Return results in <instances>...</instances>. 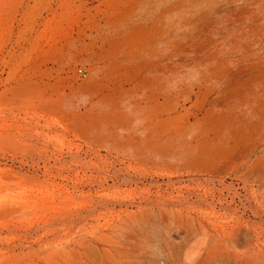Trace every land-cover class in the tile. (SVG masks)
Segmentation results:
<instances>
[{"label":"rangeland","instance_id":"374dc122","mask_svg":"<svg viewBox=\"0 0 264 264\" xmlns=\"http://www.w3.org/2000/svg\"><path fill=\"white\" fill-rule=\"evenodd\" d=\"M125 79L170 157L80 137ZM263 98L264 0H0V264H264Z\"/></svg>","mask_w":264,"mask_h":264},{"label":"crops","instance_id":"0c3cea01","mask_svg":"<svg viewBox=\"0 0 264 264\" xmlns=\"http://www.w3.org/2000/svg\"><path fill=\"white\" fill-rule=\"evenodd\" d=\"M122 82L125 83L121 84L122 87L111 90L107 95L112 103L121 100L115 106L105 103L106 95L97 100L103 90H92L89 99L92 105L101 101L111 110L104 111L101 116L92 115L97 122L93 129H89L88 122L87 140L107 142L114 148L130 150L132 157L138 160L170 157L172 150L166 145L165 138L173 126L166 128L164 122L172 123V109H163L162 106L163 95L167 92L160 89L161 85L146 84V80L125 79ZM98 121L101 127L97 125Z\"/></svg>","mask_w":264,"mask_h":264},{"label":"bare ground","instance_id":"6f19581e","mask_svg":"<svg viewBox=\"0 0 264 264\" xmlns=\"http://www.w3.org/2000/svg\"><path fill=\"white\" fill-rule=\"evenodd\" d=\"M116 1V0H115ZM189 6H191V5H189ZM210 8V7H209ZM206 14V13H205ZM195 18V17H194ZM202 20V19H201ZM120 21V20H119ZM92 22H94V21H92ZM91 22V23H92ZM122 22V21H121ZM117 27V26H116ZM118 29V28H117ZM199 29V28H198ZM181 30V29H180ZM134 33V32H133ZM149 33V32H148ZM96 34H98L97 32H96ZM118 34V33H117ZM146 35V34H145ZM90 36V35H89ZM91 39V38H90ZM112 39H115V38H112ZM152 39V38H151ZM106 42V41H105ZM235 44V43H234ZM233 44V45H234ZM240 45V44H239ZM180 46V45H179ZM238 47V46H237ZM178 49V48H177ZM244 49H246V48H244ZM235 50V49H234ZM247 51V50H246ZM245 52V51H244ZM232 53H233V51H232ZM248 53V52H247ZM249 54V53H248ZM222 56V55H221ZM229 56V55H228ZM242 56V55H241ZM249 56V55H248ZM227 58V57H226ZM263 58V57H262ZM162 59V58H161ZM247 59V58H246ZM260 60V59H259ZM260 61H262L263 62V60H260ZM235 62V61H234ZM248 61H246V63H247ZM254 62V61H253ZM261 62V63H262ZM229 63V62H228ZM227 64V63H226ZM215 65V64H214ZM219 66V65H218ZM221 66V65H220ZM227 66H228V64H227ZM262 66V65H261ZM209 67V66H208ZM207 67V69H209ZM165 69V68H164ZM211 71V70H210ZM203 73V72H202ZM260 74V73H259ZM257 75V74H256ZM223 76V75H222ZM221 79V78H220ZM218 82V81H217ZM245 82V81H244ZM252 83V82H251ZM190 84V83H189ZM247 84V83H246ZM249 84V83H248ZM187 85H188V83H187ZM193 85V84H192ZM240 85V84H239ZM217 89V88H216ZM235 91V90H234ZM241 91V90H240ZM249 92V91H248ZM204 93V92H203ZM207 93V92H206ZM211 93V92H210ZM158 94V93H157ZM176 94V93H175ZM35 95V94H34ZM202 95V94H201ZM249 95V94H248ZM99 96V95H98ZM250 96V95H249ZM260 96V95H259ZM258 96V97H259ZM194 97V96H193ZM193 97H192V99H193ZM24 98V97H23ZM202 98V97H201ZM242 98V97H241ZM262 98V97H261ZM31 99V98H30ZM34 99V98H33ZM32 99V100H33ZM42 99V98H41ZM264 99V98H263ZM25 100V99H24ZM190 100V99H189ZM188 100V101H189ZM255 100V99H254ZM37 101V100H36ZM248 101H249V99H248ZM242 102V101H241ZM264 102V101H263ZM259 103V102H258ZM257 103V104H258ZM34 104H36V107H38L39 109H45V110H47V111H49L50 113H54V114H57V115H59V117H61L62 118V114L59 112V108H58V103H57V100L56 99H50V100H48V99H44V100H42V101H40L39 103H33L32 105L33 106H35ZM205 104V103H204ZM31 105V106H32ZM243 105V104H242ZM241 105V106H242ZM253 105V104H252ZM198 106H199V104H198ZM255 106V105H254ZM200 107V106H199ZM210 107H212L213 108V106H210ZM242 107H245L244 105L242 106ZM247 107V106H246ZM263 108V107H262ZM233 109H235V108H233ZM238 109V108H237ZM241 109V108H240ZM242 109H244V108H242ZM252 109V108H251ZM256 109H258V108H256ZM255 109V110H256ZM207 111V110H206ZM212 111V110H211ZM223 111V110H222ZM226 111V110H225ZM230 111H233L232 109L230 110ZM229 111V112H230ZM234 111H236V110H234ZM243 111V110H242ZM259 111V110H258ZM191 112V111H190ZM228 112V111H227ZM241 112V111H240ZM250 112V111H249ZM261 112V111H260ZM173 113V112H172ZM234 113V112H233ZM251 113H254V112H251ZM219 114H221V113H219ZM225 114V113H224ZM235 114V113H234ZM247 114V113H246ZM260 114V113H259ZM228 115V114H227ZM238 115V114H237ZM236 115V116H237ZM249 115V114H248ZM252 115V114H251ZM205 116V115H204ZM220 116V115H219ZM226 116V115H225ZM235 116V117H236ZM242 116V115H241ZM240 116V117H241ZM244 116V115H243ZM64 117V116H63ZM216 117V116H215ZM252 117V116H251ZM250 117V118H251ZM222 118H223V114H222ZM227 118H228V116H227ZM256 118V117H255ZM237 120H239L240 121V119H237ZM250 120V119H249ZM232 121V120H231ZM233 121H235V120H233ZM88 122H90L89 123V129H93V127H95V123L97 122V120H96V118H94V117H92V116H88ZM88 122H87V124H86V126L83 124V126H82V124H81V122H80V124L78 123V125H79V128H80V130H79V135H80V137L81 138H83V139H85V140H87L88 139V136H87V127H88ZM214 122V121H213ZM212 122V123H213ZM229 122V121H228ZM227 122V123H228ZM237 122V121H236ZM218 123V122H217ZM217 123H214V124H217ZM235 123V122H234ZM252 123V122H251ZM101 124V122L100 121H98V123H97V125L98 126H101L100 125ZM221 124H222V122H221ZM220 124V125H221ZM233 125V124H232ZM244 125V124H243ZM252 125V124H251ZM212 126V125H211ZM226 126V125H225ZM248 126V125H247ZM229 127V126H228ZM211 128V127H210ZM225 128V127H224ZM254 128V127H253ZM212 129V128H211ZM223 129V128H222ZM221 129V130H222ZM236 129V128H235ZM224 130V129H223ZM231 130H233V128L231 129ZM244 131V130H243ZM246 131H247V129H246ZM261 131V130H260ZM250 132V131H249ZM241 133V132H240ZM245 133V132H244ZM252 133V132H251ZM238 134V133H237ZM248 134V133H247ZM242 135V134H241ZM252 135V134H251ZM217 136V135H216ZM216 136H214V137H216ZM237 136V135H236ZM236 136H234L233 138L235 139V137ZM245 136H246V134H245ZM213 137V136H212ZM211 137V138H212ZM222 137V136H221ZM251 137V136H250ZM218 138V140H219V137H217ZM216 138V139H217ZM226 138V137H225ZM238 138V137H237ZM240 138H241V136H240ZM245 138V137H244ZM252 138V137H251ZM246 139V138H245ZM250 139V138H249ZM207 140V139H206ZM211 140V139H210ZM214 140V139H213ZM212 140V141H213ZM224 140V139H223ZM228 140V139H227ZM237 140V139H236ZM88 141V140H87ZM243 140H241V142H242ZM89 142V141H88ZM208 142H210V141H208ZM207 142V143H208ZM215 142V141H214ZM213 142V143H214ZM219 142V141H218ZM217 142V143H218ZM220 142H221V140H220ZM219 142V143H220ZM226 143V142H225ZM234 143V142H233ZM244 143V142H243ZM248 143H249V141H248ZM216 144V143H215ZM204 145V144H203ZM226 145V144H225ZM224 145V146H225ZM231 145H233V144H231ZM245 145V144H244ZM247 145V144H246ZM208 146V145H207ZM218 146H219V144H218ZM222 146V145H221ZM226 147V146H225ZM228 147V146H227ZM245 147H248V146H245ZM202 148V147H201ZM207 148V147H206ZM236 148V147H235ZM216 149V148H215ZM214 149V150H215ZM218 149L220 150V148L218 147ZM225 149V148H224ZM195 150V149H194ZM211 150V149H210ZM226 150V149H225ZM229 150H231V148L229 149ZM246 150V149H245ZM195 152V151H194ZM205 153H206V151H204ZM215 152H217V151H215ZM224 152V151H223ZM247 152V151H246ZM187 153V152H186ZM201 153V152H200ZM214 153V152H213ZM234 153V152H233ZM216 154V153H215ZM218 154V153H217ZM216 154V155H217ZM242 154V153H241ZM204 155V154H203ZM206 155V154H205ZM210 155V154H209ZM224 155V154H223ZM184 156V155H183ZM206 156H208V154L206 155ZM205 156V157H206ZM227 156V155H226ZM225 156V157H226ZM229 156V155H228ZM199 157V156H198ZM215 157V156H214ZM233 157V156H232ZM236 157V156H235ZM243 158V157H242ZM124 159V158H123ZM197 159V158H196ZM203 159V158H202ZM218 159V158H217ZM199 160V159H198ZM198 160H197V162H198ZM204 160V159H203ZM209 160V159H208ZM212 160V159H211ZM215 160V159H214ZM201 161V160H200ZM216 161V160H215ZM256 161V160H255ZM203 162V161H202ZM232 163V162H231ZM200 164V163H199ZM203 164V163H202ZM210 164V163H209ZM238 164V163H237ZM256 164V163H255ZM191 165V164H190ZM197 165V164H196ZM233 165V164H232ZM258 165V164H257ZM200 166V165H199ZM207 166V165H206ZM204 168V167H203Z\"/></svg>","mask_w":264,"mask_h":264},{"label":"built area","instance_id":"2783aa9c","mask_svg":"<svg viewBox=\"0 0 264 264\" xmlns=\"http://www.w3.org/2000/svg\"><path fill=\"white\" fill-rule=\"evenodd\" d=\"M80 71H82V70H80Z\"/></svg>","mask_w":264,"mask_h":264}]
</instances>
